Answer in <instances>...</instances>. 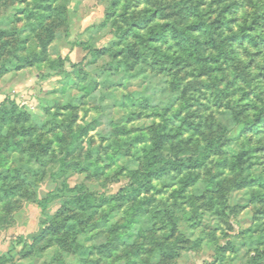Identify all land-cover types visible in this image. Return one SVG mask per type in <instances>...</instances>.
Instances as JSON below:
<instances>
[{
    "label": "rangeland",
    "instance_id": "obj_1",
    "mask_svg": "<svg viewBox=\"0 0 264 264\" xmlns=\"http://www.w3.org/2000/svg\"><path fill=\"white\" fill-rule=\"evenodd\" d=\"M195 2L223 24L219 61L191 50L162 66L148 42L124 36L147 10L159 24L185 23L180 7ZM257 14L264 0H0V254L13 250L9 264H264V124H244L264 105ZM233 33L257 35L262 51L247 37L234 56ZM123 59L143 73L124 79ZM235 76L244 91L234 94ZM157 128L166 157L228 141L188 185L173 170L140 199L120 200ZM64 183L92 195L89 205L68 199L78 192Z\"/></svg>",
    "mask_w": 264,
    "mask_h": 264
},
{
    "label": "trees",
    "instance_id": "obj_2",
    "mask_svg": "<svg viewBox=\"0 0 264 264\" xmlns=\"http://www.w3.org/2000/svg\"><path fill=\"white\" fill-rule=\"evenodd\" d=\"M180 8L183 19L188 20L185 23L174 20L159 24V22H156L158 19L157 10H147V12L151 13L146 15L144 19L137 21L130 25L129 28L125 29L124 36L134 37L148 42L149 47L147 49L150 50L149 53L154 52L155 56H157L154 63L159 61L162 66H165V59H162L161 57L171 58V60H174L177 64H181V62L185 61V55L191 50H194L191 53L193 58H199L201 61L204 60L209 64L219 61L223 56H226L228 53L222 46L216 44L215 37L218 32L217 29L220 27L222 28L223 24L218 25L219 20L209 21L207 18L208 15H205V12L200 8L199 3L195 2L192 6L183 5ZM23 12L32 16L35 9H30L29 11L26 9V11ZM254 16L256 19L260 17L261 20L264 21V15L257 14ZM229 22L230 21L227 19L226 24L228 25ZM256 36L257 35L251 33H233L226 38L230 44H232L233 53L234 56H236L237 48L234 43L238 41L240 44H243V42L247 41V37H249L250 42H254L262 51L261 46L263 48V45L260 41H256ZM210 44L215 46V48L218 46L219 51H217L216 56L215 51L206 54L207 45ZM145 61L149 63L148 60L145 59ZM121 63L123 64V71L125 74L124 79L133 78L143 73V71L141 72V70L138 71L137 69L133 71L136 63L130 64L124 59ZM226 90H233L234 94L239 90H242V92L244 91L239 84L237 76L230 79V82L226 86ZM245 96L246 95L242 94L241 98H244ZM254 110H257L254 117L248 116L247 120H244V124L247 126V131L254 130L256 129L255 127L260 130V124H264V105H255ZM180 114L181 113L175 114L173 120H177ZM185 124L195 126L193 122H187V120ZM164 126L166 127V125ZM156 131L158 136L155 138L152 145L145 147L146 154L141 160V165L131 173L130 182L124 188H121L119 194H117L116 197L120 200L135 201L140 199L144 194L149 193L155 187V179L162 178L173 170L176 174L179 173L183 175V177H181L183 181L185 179L191 180L192 182L195 181L192 177L196 174L195 172L197 169L204 165L213 154L221 155L223 146L228 141V138L221 135L219 137H213V139L206 144H202L198 141L194 148L189 146L180 151H176V149L172 147L169 151L168 157H166L165 155L163 156L162 151L167 150L168 148L166 142L161 138V129L157 128ZM77 138L78 136L73 138L72 143L68 147L69 151L75 148L76 145L74 144L78 143ZM224 158V160H227V157ZM233 163L234 166L238 165L236 160L233 161ZM66 166L68 165L63 161L60 170H65ZM224 166L227 167L228 165ZM176 174L173 176L174 178L176 177ZM188 184L189 181L184 185ZM63 191L78 192V195L68 197V199L78 203L79 206L83 208L89 205L90 199L92 198V195L85 193L82 187H71L68 183L63 184ZM54 198L53 195H48L38 201V206L40 207L42 214H47L50 203ZM171 218L175 222L176 217L172 216ZM12 252L13 250H10L7 253L0 254V264H9L14 257ZM262 254L256 256V258L262 256Z\"/></svg>",
    "mask_w": 264,
    "mask_h": 264
}]
</instances>
